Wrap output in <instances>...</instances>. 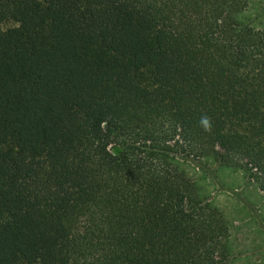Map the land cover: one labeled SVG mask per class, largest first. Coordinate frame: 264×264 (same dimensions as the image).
Masks as SVG:
<instances>
[{
  "label": "trees",
  "instance_id": "16d2710c",
  "mask_svg": "<svg viewBox=\"0 0 264 264\" xmlns=\"http://www.w3.org/2000/svg\"><path fill=\"white\" fill-rule=\"evenodd\" d=\"M248 6L0 0V264H229V222L182 165L264 190Z\"/></svg>",
  "mask_w": 264,
  "mask_h": 264
},
{
  "label": "rangeland",
  "instance_id": "374dc122",
  "mask_svg": "<svg viewBox=\"0 0 264 264\" xmlns=\"http://www.w3.org/2000/svg\"><path fill=\"white\" fill-rule=\"evenodd\" d=\"M241 18L264 25V0H249ZM202 194L229 222V264H264V190L242 170L184 162Z\"/></svg>",
  "mask_w": 264,
  "mask_h": 264
},
{
  "label": "clouds",
  "instance_id": "9594fccd",
  "mask_svg": "<svg viewBox=\"0 0 264 264\" xmlns=\"http://www.w3.org/2000/svg\"><path fill=\"white\" fill-rule=\"evenodd\" d=\"M206 122V121H205Z\"/></svg>",
  "mask_w": 264,
  "mask_h": 264
}]
</instances>
